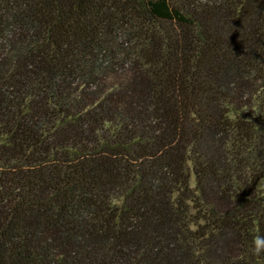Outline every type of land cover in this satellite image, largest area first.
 <instances>
[{
    "label": "trees",
    "instance_id": "obj_1",
    "mask_svg": "<svg viewBox=\"0 0 264 264\" xmlns=\"http://www.w3.org/2000/svg\"><path fill=\"white\" fill-rule=\"evenodd\" d=\"M0 264H264V0H0Z\"/></svg>",
    "mask_w": 264,
    "mask_h": 264
}]
</instances>
